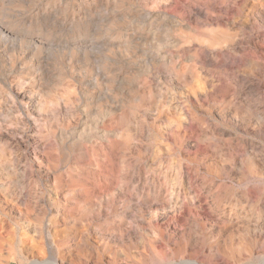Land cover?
I'll return each mask as SVG.
<instances>
[{"label":"clouds","instance_id":"clouds-1","mask_svg":"<svg viewBox=\"0 0 264 264\" xmlns=\"http://www.w3.org/2000/svg\"><path fill=\"white\" fill-rule=\"evenodd\" d=\"M0 264H264V0H0Z\"/></svg>","mask_w":264,"mask_h":264}]
</instances>
